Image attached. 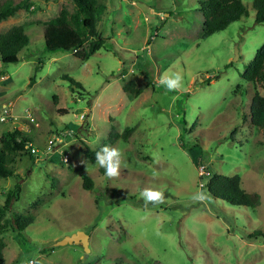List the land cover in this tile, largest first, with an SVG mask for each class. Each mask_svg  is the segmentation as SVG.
I'll return each instance as SVG.
<instances>
[{"label":"rangeland","instance_id":"rangeland-1","mask_svg":"<svg viewBox=\"0 0 264 264\" xmlns=\"http://www.w3.org/2000/svg\"><path fill=\"white\" fill-rule=\"evenodd\" d=\"M98 1L104 46L86 59L43 43V23L62 6L71 10L69 0H30L0 20V31L20 24L28 36L17 61L0 60V134L17 128L43 147L54 131L71 129L60 147L66 162L57 150L46 157L24 150L9 163L19 177L0 176V205L18 181L10 208L33 218L2 232L3 264H264V236H247L264 234V129L247 116L264 82L241 75L264 41L251 0H241L245 15L208 35L198 0ZM173 72L183 76L179 91L158 83ZM63 73L84 90L72 92ZM127 80L136 95L122 88ZM125 126L126 137L114 138ZM103 142L122 153L118 177L84 153ZM201 164L209 173H237L258 204L213 197ZM147 188L163 192L164 202L146 205ZM197 193L205 199L194 200ZM77 230L88 234L86 254L80 243L54 244Z\"/></svg>","mask_w":264,"mask_h":264},{"label":"trees","instance_id":"trees-1","mask_svg":"<svg viewBox=\"0 0 264 264\" xmlns=\"http://www.w3.org/2000/svg\"><path fill=\"white\" fill-rule=\"evenodd\" d=\"M72 2V9L68 10L62 6L58 13L47 19L42 26L43 43L47 49L62 50L71 52L80 59H86L95 50L104 46V37L96 30V19L104 9V4L98 0H69ZM30 0H0V20L12 15L17 9H27ZM198 6L202 13L203 35L211 34L214 31L224 28L230 21L245 15L247 10L241 0H198ZM251 7L254 9V21L264 22V0H251ZM28 36L22 25L12 24L0 31V60L2 62H14L18 60L17 52L26 45ZM34 74V73H33ZM33 74L29 76L28 83L33 82ZM245 81L264 82V41L256 48L253 56L245 64L241 73ZM68 81L69 89L72 92L84 90L82 85L73 80L69 75L60 74ZM124 90L136 95L139 88L132 80L122 84ZM247 116L249 122L261 129H264V94L254 91L250 96ZM128 127L125 126L122 132L115 133L126 137ZM30 137L22 130L13 128L0 134V176L19 175L9 166L15 155L20 151L28 150L31 142ZM110 143V139L108 141ZM108 143L103 142L95 149L85 145L84 153L88 159L94 161L96 153ZM83 188L91 187V180L82 173ZM206 190L213 197L220 198L229 204L245 205L253 207L259 202V194L256 191H246L240 185V178L237 173L226 175L217 172L208 173L204 183ZM20 183L17 181L11 189L4 194L3 203L0 205V215L9 214L0 222V264H3L2 248L4 246L1 234L6 227L22 230L32 222V216L23 214L11 209L12 201L19 195ZM264 234L259 230L249 232L247 236Z\"/></svg>","mask_w":264,"mask_h":264},{"label":"clouds","instance_id":"clouds-1","mask_svg":"<svg viewBox=\"0 0 264 264\" xmlns=\"http://www.w3.org/2000/svg\"><path fill=\"white\" fill-rule=\"evenodd\" d=\"M182 81L183 76L179 72H173L171 74L165 73L158 83L163 85L168 91H179L183 87ZM95 159L96 164L105 169L107 177L115 178L120 175L122 153L119 149L106 145L96 153ZM141 196L146 205L151 203L153 206H156L165 200V194L163 192L151 188L144 189L141 192ZM193 199L200 201L205 199V196L203 193H197Z\"/></svg>","mask_w":264,"mask_h":264},{"label":"built area","instance_id":"built-area-1","mask_svg":"<svg viewBox=\"0 0 264 264\" xmlns=\"http://www.w3.org/2000/svg\"><path fill=\"white\" fill-rule=\"evenodd\" d=\"M3 113H6L8 110L7 108L2 109ZM4 114L0 115V120L4 119ZM30 120H33V117L29 116ZM71 134V129L64 128V129H59L57 131H54L47 139L45 142V145L43 147H37L31 143L28 145V150L29 153L32 156H41V157H46L49 154L53 153L54 151H59L61 160L63 162H66L68 160L67 154L65 152L60 151V147L63 146L66 143V138L70 136ZM201 173L207 175L209 172L208 170H203V165H199V171L198 174L201 175ZM31 262L33 264V261L29 259L28 263Z\"/></svg>","mask_w":264,"mask_h":264},{"label":"water","instance_id":"water-1","mask_svg":"<svg viewBox=\"0 0 264 264\" xmlns=\"http://www.w3.org/2000/svg\"><path fill=\"white\" fill-rule=\"evenodd\" d=\"M237 54L236 51L234 53V57L236 58ZM66 242H74V243H80L82 245L84 254H86L88 250V234L84 233L81 230H77L69 235H65L64 237L54 241V244H64Z\"/></svg>","mask_w":264,"mask_h":264}]
</instances>
